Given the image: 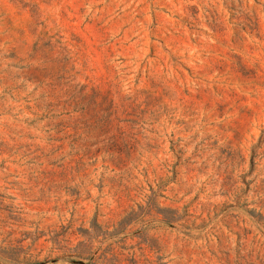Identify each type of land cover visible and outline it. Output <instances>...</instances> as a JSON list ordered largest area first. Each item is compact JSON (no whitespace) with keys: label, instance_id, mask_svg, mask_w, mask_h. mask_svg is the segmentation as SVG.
<instances>
[{"label":"rangeland","instance_id":"374dc122","mask_svg":"<svg viewBox=\"0 0 264 264\" xmlns=\"http://www.w3.org/2000/svg\"><path fill=\"white\" fill-rule=\"evenodd\" d=\"M0 264H264V0H0Z\"/></svg>","mask_w":264,"mask_h":264}]
</instances>
